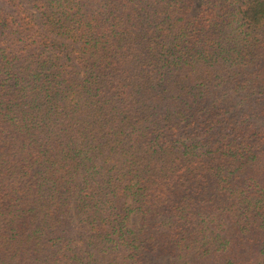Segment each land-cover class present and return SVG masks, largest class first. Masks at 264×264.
Returning <instances> with one entry per match:
<instances>
[{"label": "trees", "instance_id": "1", "mask_svg": "<svg viewBox=\"0 0 264 264\" xmlns=\"http://www.w3.org/2000/svg\"><path fill=\"white\" fill-rule=\"evenodd\" d=\"M0 264H264V0H0Z\"/></svg>", "mask_w": 264, "mask_h": 264}]
</instances>
